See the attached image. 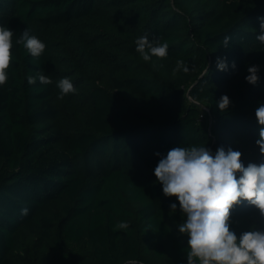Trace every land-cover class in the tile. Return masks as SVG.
<instances>
[{"label":"trees","instance_id":"trees-1","mask_svg":"<svg viewBox=\"0 0 264 264\" xmlns=\"http://www.w3.org/2000/svg\"><path fill=\"white\" fill-rule=\"evenodd\" d=\"M259 17L264 0H0L14 41L28 29L46 45L34 58L14 43L0 86V264H187L185 217L154 169L170 149L199 145L238 150L245 167L264 162ZM144 35L167 42V58L144 61ZM252 65L256 85L245 79ZM38 73L53 83L28 84ZM64 77L77 91L61 100ZM262 223L247 202L233 207L238 237Z\"/></svg>","mask_w":264,"mask_h":264},{"label":"clouds","instance_id":"clouds-1","mask_svg":"<svg viewBox=\"0 0 264 264\" xmlns=\"http://www.w3.org/2000/svg\"><path fill=\"white\" fill-rule=\"evenodd\" d=\"M260 34L257 41L264 45V17H259ZM14 31L6 26H0V86L9 79L8 69L14 57V43L22 45L34 57H40L46 45L28 29L14 41ZM231 36H225L222 44L228 47ZM136 51L144 61L153 57L164 59L168 56L169 45L158 39H149L147 35L136 39ZM226 58L217 59V69L227 71ZM231 67L235 69V62ZM189 67L183 60L176 61L174 71L189 72ZM245 77L251 85H256L260 79L259 66L252 65L247 69ZM37 79L41 84H52L53 81L43 75L28 76L27 82L32 85ZM60 90L58 99H64L68 94L76 93L70 78L64 77L57 82ZM231 104L227 95L221 96L217 102L220 111H226ZM259 128V138L255 141L259 148L261 160L264 161V103L255 110ZM159 155V153H157ZM242 153L221 146L215 153L203 145L189 147H174L162 156L154 169L157 181L162 185L166 197H176L180 211L185 219L178 225V231L186 234L187 264H264V223L253 226L237 236L231 230L230 216L234 206L247 202L258 210L261 221L264 222V162L248 163L245 167L241 160ZM176 210L177 205H170ZM28 209H21V215L26 216ZM117 229H128L127 222H119Z\"/></svg>","mask_w":264,"mask_h":264},{"label":"built area","instance_id":"built-area-1","mask_svg":"<svg viewBox=\"0 0 264 264\" xmlns=\"http://www.w3.org/2000/svg\"><path fill=\"white\" fill-rule=\"evenodd\" d=\"M204 109L207 110L206 108H204ZM200 116H202V114Z\"/></svg>","mask_w":264,"mask_h":264}]
</instances>
